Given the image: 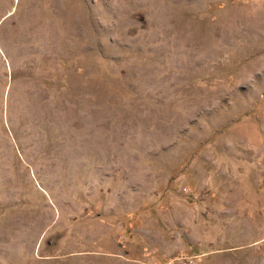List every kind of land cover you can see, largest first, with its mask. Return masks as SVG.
Wrapping results in <instances>:
<instances>
[{
    "label": "rangeland",
    "instance_id": "obj_1",
    "mask_svg": "<svg viewBox=\"0 0 264 264\" xmlns=\"http://www.w3.org/2000/svg\"><path fill=\"white\" fill-rule=\"evenodd\" d=\"M0 264H264V0H0Z\"/></svg>",
    "mask_w": 264,
    "mask_h": 264
},
{
    "label": "crops",
    "instance_id": "obj_2",
    "mask_svg": "<svg viewBox=\"0 0 264 264\" xmlns=\"http://www.w3.org/2000/svg\"><path fill=\"white\" fill-rule=\"evenodd\" d=\"M86 254H81V256H85Z\"/></svg>",
    "mask_w": 264,
    "mask_h": 264
}]
</instances>
